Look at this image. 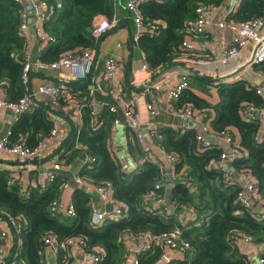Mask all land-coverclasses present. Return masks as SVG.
Instances as JSON below:
<instances>
[{
    "label": "trees",
    "instance_id": "obj_1",
    "mask_svg": "<svg viewBox=\"0 0 264 264\" xmlns=\"http://www.w3.org/2000/svg\"><path fill=\"white\" fill-rule=\"evenodd\" d=\"M52 5L44 30L51 37L45 46L42 59L53 61L71 50L95 49L99 40L93 34L94 20L98 15L109 18L117 16L119 0H49ZM225 0H154L140 4L145 22L157 23L158 30L144 31L134 41L146 54L150 69L157 70L184 53L182 41L186 36L187 21L197 17L201 4L222 5ZM125 4V0H123ZM25 7L15 0H0V84L9 86L10 97L18 99L26 91L23 68L26 39L19 34L22 12ZM235 20L264 18V0H241L236 11L229 15ZM253 70L264 75V61L254 64ZM189 86L176 100L175 105L192 107L205 115L216 133L228 131L240 134L239 148L242 155L232 161L237 172L250 170L257 181L258 190L264 198V141L255 139L262 127L260 118L249 120L242 116L245 104L264 109V96L258 86L248 79L233 82H217L209 75H188ZM219 87V101L212 102L198 94L197 90L209 94L210 86ZM80 92H79V91ZM78 92V94H75ZM72 97L80 100L81 119L71 118L74 132L57 158L62 164H71L84 153L96 157L92 167L82 165L79 175L94 184H106L113 197L127 210L124 218L109 217L95 227L91 224L93 192L85 186H75L72 204L75 215L54 212V200L61 203L64 184L68 179L59 173L51 185L42 190L38 186L21 193L15 176L9 170L0 171V211L10 214L18 222L27 224L20 232L21 242L17 249L16 264H48L45 260L44 236H53L57 243L58 264H70L71 237L82 236L86 249L98 251V264H130L126 239L144 233L160 235L173 228H184L183 238L190 243L184 255L169 264H252L249 256L242 252L236 236H246L261 247L258 259L264 263V208L239 203L238 193L242 186L226 178L225 168L217 167L224 151L217 144L204 146L197 137L198 126L190 130L163 127L159 130L160 143L167 152L177 154L173 174L170 200L178 211L166 214L165 170L150 160L139 163L133 170L125 172L121 161L113 155L110 146L115 114L105 108L95 116L90 109L91 95L87 89L72 90ZM62 106L69 100L59 99ZM61 112H63L61 110ZM96 119L99 125H96ZM54 120L46 106L36 105L35 111L24 114L12 128L13 140L27 133L26 142L35 145L54 127ZM128 150L132 156L143 157V149L130 139ZM159 185V186H157ZM159 204H156L157 201ZM189 208L193 218L184 224L180 214ZM163 244L153 246L139 255L136 264H158L165 253Z\"/></svg>",
    "mask_w": 264,
    "mask_h": 264
},
{
    "label": "built area",
    "instance_id": "obj_2",
    "mask_svg": "<svg viewBox=\"0 0 264 264\" xmlns=\"http://www.w3.org/2000/svg\"><path fill=\"white\" fill-rule=\"evenodd\" d=\"M18 4L25 7L22 12V22L19 28V34L26 39V52L23 68V80L26 91L23 96L18 99H12L10 97L9 86L6 84H0V108L10 110L13 115V121L18 122L21 117L26 113L35 111L37 103L33 99V95L36 93L45 94L49 96L52 102L58 103L62 97L71 98L70 90L58 83H42L36 89L30 87V74L31 70L38 68L41 70L51 69H66L69 70L76 80L88 79L90 81V95L93 96L97 89H102L99 77L94 73V64L96 61L97 48L95 49H76L63 53L58 59L53 61H45L42 59L43 52H40L36 57H33L30 53V32L31 26L29 21L30 12L26 8L27 4L31 5L35 17L34 28L36 35L40 39L42 46H46L51 37L44 30L43 26L46 22L50 12L52 11V5L49 0H15ZM145 1L154 0H125V5L130 13V16L135 23L137 30L134 34V39L137 41L144 31L154 32L158 30L157 23L145 22L144 14L140 8V4ZM241 0H225L222 5L209 3L201 4L197 7V17L187 21L186 36L182 41V48L184 53L177 59L178 62L192 66L202 73L214 74L215 76L227 74L239 66H241L246 59H244V52L250 47L255 48L258 46L255 53V63L264 61V18L248 19V20H235L229 18V15L237 10ZM224 9L225 18L214 22V15L221 9ZM119 19L116 15L113 18H109L105 15H98L94 20L93 34L97 40H100L101 36L117 26ZM213 26L220 28H230L233 31L231 40L221 51H215L211 44L205 39L207 33ZM142 58L144 61V68L150 73L153 71L150 69L147 61L146 54L142 50ZM122 67L121 58L113 54L105 60L104 63V76L107 80L113 82L116 80L118 72ZM263 75V74H262ZM236 79L243 78V72L235 76ZM189 86L188 72L182 75L177 81H172L168 77H164L159 81L153 83L150 88L158 90L159 94L157 98L148 103L147 107L153 114H158L162 110L173 111L177 116L187 120L183 130H190L196 126H199L201 131H198L197 137L204 146L212 145V138L222 137L229 144L230 148L227 151H223L221 159L217 161L216 166L225 168L227 161H233L240 157L242 152L239 148V143L234 140V135H231L228 131H222L216 133L209 120L205 119V115L194 109L192 105H184L177 107L175 105L176 100L180 97L183 91ZM165 90V93H161ZM257 91L264 96V91L261 87L257 88ZM107 99L102 101V106L109 109L116 114L114 119V126L121 124L124 119L127 126L128 137L136 141L142 147L146 143V135L141 127L140 113L136 110L134 105L129 102L124 95L122 85L117 81L105 89ZM163 99V103L161 100ZM71 104V102H70ZM69 104V115L76 120L81 119L80 106L77 104ZM91 112L97 116L96 109L90 103ZM264 113L263 110H259L250 104H245L241 109L243 117L249 120H256L260 118V115ZM99 121L96 119V125H99ZM59 127L55 125L51 132L42 137L35 145H29L24 140H13L12 129L9 130L0 138V152L9 156H13L18 160H30L36 158H42L50 146H58ZM255 139L258 142L264 141V124L260 130L256 133ZM58 144V145H57ZM144 161L150 160L160 166L162 170H166L167 166L171 167L173 173L174 163L177 160V154L174 152H167L162 149V155L160 157L156 155L145 154L143 156ZM96 161V157L90 153H84L81 158L82 164H86L89 167L93 166ZM25 171L19 169H8L15 176L18 184L19 191L21 193H27L29 190L35 187H39L42 190L47 189L51 183L56 179L60 170L63 169V165L60 162H53L45 169L39 170L36 176L31 174L33 167H27ZM6 170L3 165H0V171ZM174 175V174H173ZM238 175L245 183V188L238 193L239 203L244 206L256 207L264 202V198L261 196L258 190V184L254 174L248 169H242L238 172ZM231 183L229 177L226 178ZM75 182L81 185L86 180L77 175L72 180L67 179L65 186H69L71 182ZM159 186V185H157ZM95 190L99 195L104 207H94L91 210V224L95 227L101 226L104 221L109 217L124 218L128 215L127 210L123 207L120 201L113 197L112 189L106 184H95ZM160 200L156 204H159ZM111 204V209H106V205ZM51 210L54 212H64L70 216L75 215V209L73 204H61L58 200H54L51 205ZM172 213V210L167 209L166 214ZM189 220V216L184 217ZM23 222L18 221L15 223V229L17 232L22 231ZM184 228L177 226L168 232H164L160 235H152L144 233L139 236L127 237L128 251H133L132 245H138L136 250L139 254L149 250L153 244H163L165 247V253L161 260L163 264H169L170 261L176 258L173 255L182 257L186 249L190 247L189 241L183 238ZM46 244L56 243L53 236H44ZM236 242H249L252 241L246 236H236L234 238ZM70 247L79 246L85 261L83 264H98L101 260V255L98 251H90L86 249V241L82 236L71 237L67 242ZM12 245L10 240V233L7 229L0 230V263L1 264H16L17 250L12 252ZM14 253V257L11 261V255ZM167 253L171 254V257L167 256ZM139 256V255H138ZM134 258L133 263H138L139 257ZM261 264H264L260 260Z\"/></svg>",
    "mask_w": 264,
    "mask_h": 264
},
{
    "label": "crops",
    "instance_id": "obj_3",
    "mask_svg": "<svg viewBox=\"0 0 264 264\" xmlns=\"http://www.w3.org/2000/svg\"><path fill=\"white\" fill-rule=\"evenodd\" d=\"M118 4L119 5L117 8V17L119 19V23L117 26L121 25V28H119L116 32L113 33L111 32L107 34V32L111 31L113 28L117 26L113 27L112 29H109L108 31L105 32L106 35L103 34L101 36L102 40L101 38L99 40L98 46H100V51L97 60L95 61L94 64V73L99 77L102 89H97L93 94V96L91 95L92 97L91 103L92 106L96 109L97 114L98 115L101 114L105 109L102 106V101L108 98V96H106L105 94V89H108L109 87L114 85V83L119 81V83L122 85L125 98L129 102H131L136 108V110L140 113L141 127L146 135V143L144 144L143 147L140 145V147L143 149L144 152L142 156H144L145 154H150L160 157L162 155V149L164 148L160 143L161 135L159 133V130L163 127H169V126L174 127L177 130H183L184 129L183 127L186 125L187 120L177 116L173 111L170 110L164 109L158 114H153L148 109L147 107L148 103L154 101L157 98L156 96L158 95H161L163 97V94H159L158 93L159 91L156 90L155 88H150L149 90H146V88L143 90H138L137 88L152 80L160 71V69L157 70V73L154 72L150 73L148 70L144 68V61L141 52L142 50L135 43H133V38L137 30V27L133 22L126 5L123 3V0H119ZM27 7L28 4L26 8ZM224 18H225L224 9L221 8L214 15L213 21L218 22ZM30 20L31 17L29 16V21ZM29 32H30V45H31L30 53L32 54L33 57H36L40 52H43L45 50V46L41 45L40 39L36 35L33 24H31L29 28ZM232 36H233V31L230 28L228 27L220 28L218 26H213L211 30L207 33L205 39L211 44L212 48L215 51H221L226 46V44L230 42ZM253 51L254 48L250 47L248 50L244 52L245 53L244 59H246L245 62L251 58ZM113 54H116L121 58L122 67L118 72L116 80H113L112 82L105 78L103 68H104L105 60ZM130 71H132L133 79L130 78ZM187 72L188 71L186 69L180 66H174L170 68L164 75H162L157 81L163 79L164 77H168L172 81H177L182 77V75H184ZM204 74L212 77L215 76L214 74H208V73L207 74L204 73ZM188 75H191V73L188 72ZM259 75H261L262 78H264V75L253 70L252 67H249L243 71L242 79H248L253 83L255 80H258L257 77ZM30 76H31V85L33 89H36L42 83H56L54 80L58 79V80H63L65 82H69L72 85H74V86H67L65 84H61L66 86L70 90V92H72L73 88L76 87V89L88 88V91L90 93V88L88 87L89 80L88 79L76 80L74 75L69 70L66 69L41 70L38 68H34L33 70H31ZM220 83L222 84L223 82L220 81L217 82L216 84H220ZM218 90L219 87L218 85H216V86H210L209 94L201 91V89H198L197 92L198 94L206 97L210 101L216 102L219 101ZM161 93H165V90H162ZM75 94H78V92H76ZM33 96H35L38 99V101L34 100L37 103V106L40 103H42L44 106L47 105L51 106L60 113L67 115L69 118L71 117L68 112L70 102L71 104H77L78 106H80V110H81L80 100L76 97L75 98L72 97V93H71V98L67 97V99L69 100L68 104L67 105L65 104L64 106H62L60 102L54 104L51 98L45 94L36 93ZM161 102L163 103V99L161 100ZM61 110L63 112H61ZM48 111L50 113V117L54 120L55 123L54 126L57 125L59 127V133H60L58 138L59 145L57 144L58 145L57 147L50 146L47 149L46 153L42 156V158H36L37 160H40L37 162L34 161L36 159L18 160L13 156H9L0 152V165H3V167L6 170L13 169L15 172V170L21 169L25 171L26 169H28L27 167L31 166L33 167L31 170V174L33 176H36L39 170L45 169L48 165H50L53 162H60L57 160V158L59 157L60 153L64 150L65 147L60 151L58 155L54 156L51 160H44V159H46L48 156H51L55 152V150L58 149L61 146V144H63L72 126L71 123L67 121L65 118H62L54 114L49 109ZM260 119L264 124V113L260 115ZM78 121L80 124L82 123V119ZM15 123L16 122L13 121V115L11 111L0 108V138L4 134H6L9 130H11L15 125ZM195 127L197 126L195 125ZM197 129L198 131H201V129L199 128ZM233 137L237 143H240L239 132L235 131ZM21 139L24 140L25 142H28L31 139V133H27L26 135L22 136ZM129 140L130 138L128 137L127 134V126L124 119L122 120L121 124H118L116 126H114V121H113L110 146L112 148L113 155L116 156L121 161L123 170L125 172L133 170L139 163H142L144 161L143 157L141 158V156L139 155H137L136 157L130 154L128 150ZM211 141L212 144H217L224 151H227L230 148L226 140L220 136L212 138ZM123 147H124V152H123L124 154L122 153ZM126 156L127 157L129 156L133 164H130L129 166L126 164L127 163L126 162L127 160L125 158ZM62 165H63V169L60 170L59 173H65L68 176V179L72 180L73 177L79 175V172L81 171L83 164L81 162V158H77L71 164H62ZM224 166H225V170L229 174V177L234 179L235 182H238L242 186V189H244L245 183L238 175L237 169L233 167L232 161H227ZM84 179L86 180V182L81 185H78L73 181L71 182V184H69V186H65L64 184V191L62 192L61 195V204L62 205L63 204L68 205L70 203L72 204L73 191L75 186L77 185V186H85L93 192L94 195V198L92 200L93 208L94 207L103 208L104 204L95 190L94 187L95 184L87 178ZM259 205L262 206V208H259V210L264 208V202ZM176 208L172 203V205H168L167 209L177 212ZM0 212H4V211H0ZM6 214L11 218L12 223L7 219L0 218V230L2 229L9 230L11 245L13 246L12 247V252H13L18 249V246L21 242V238H20L21 230L19 232L16 231L15 229L16 221L13 219V217L10 214L8 213ZM180 216L183 219L184 224H186L187 221H189L194 217L192 211L189 208L183 209ZM187 216H189L190 218L189 220H186L184 218ZM22 222H23L22 228H24V226L27 224V221L22 220ZM127 242L128 241L126 239V248H127V253L129 254V263L134 264L133 263L134 258L140 255L136 251L138 249V245L136 244L132 245L133 251L129 252ZM239 245L242 252L249 256L252 264H256V262L258 264H261L260 260L258 259V253L261 249L259 245L245 241L239 242ZM57 250H58L57 243L46 244V250L44 256L48 264H58ZM71 255H72V259L70 264H83V262L86 259L85 256L83 255L82 249L79 246L71 247ZM177 255L178 254L176 255L174 254L173 256L179 258L180 256ZM158 264H163V260H160Z\"/></svg>",
    "mask_w": 264,
    "mask_h": 264
},
{
    "label": "water",
    "instance_id": "obj_4",
    "mask_svg": "<svg viewBox=\"0 0 264 264\" xmlns=\"http://www.w3.org/2000/svg\"><path fill=\"white\" fill-rule=\"evenodd\" d=\"M27 9H28L29 12H30V17H31L30 24H34V22H35V17H34V13H33V9H32V7H31V5H28ZM128 26H129V25H128ZM119 28H121V25H119V26L113 28L111 31L107 32V34H109V33H111V32H112V33H113V32H116ZM104 35H106V34L104 33ZM101 40H102V38H101ZM257 48H258V46H256V47L254 48V51H253V53H252L251 58H250L249 60H247L244 64H242L241 66H239L237 69H235V70H233V71H231V72H229V73H227V74H224V75L213 76L212 79H213L214 81H216V82H220V81H222V82H233V81L239 80V79H236V78H235L236 75L242 73L244 70H246V69L249 68V67H253V65L256 64V63H255V53H256ZM99 51H100V46L97 47L96 60H97V57H98V55H99ZM174 66H180V67L186 69V70H187L189 73H191V74H199V75L205 76L204 73L200 72L199 70H197L196 68H194V67H192V66H188V65L183 64V63L175 62V63L167 64L166 66L162 67V68L160 69V71L157 73V75H156L152 80H150L148 83H146V84H144V85H141V86L138 87L137 89H138V90H143V89H145V88H147V87H150V86H151L153 83H155V82H156V81H157L162 75H164V74H165L170 68H172V67H174ZM206 76H207V75H206ZM130 78L133 79V77H132V71H130ZM257 79H258V80H255L253 83L256 84L257 86L261 87L262 90L264 91V78H262V76L259 75V76L257 77ZM53 80H54V79H53ZM228 80H229V81H228ZM54 81H55L56 83L65 84V85H67V86H74V85H72L71 83H69V82H65V81H63V80L55 79ZM89 84H90V81H88V85H89ZM30 87H32V85H31V76H30ZM33 99H34L35 101H38V99H37L35 96H33ZM46 107H47L51 112H53L54 114H56V115H58V116H60V117H62V118H65L67 121H69V122L71 123V126H72L71 129H70V131H69V134H68V136L66 137L65 141L63 142V144H61V146H60L58 149H56L55 152H54L51 156H48L46 159H44V160H51L54 156L58 155V154L60 153V151H61L64 147H66V146L68 145V143H69V141H70V139H71V137H72V135H73L74 127H73V123L71 122L70 118H69L67 115L60 113L59 111L55 110V109H54L53 107H51V106H48V105H47ZM34 161L37 162V161H40V160H37V159H36V160H34ZM111 207H112L111 204H107V205H106V209H109V210H110ZM259 208H262V206H261V205H258V206L256 207L257 210H259ZM176 209H177V211H178L179 208H176ZM0 218L7 219V220L11 221V223H12L11 218H10L5 212H0ZM167 256H168V257H171V254L168 253ZM13 257H14V253L11 255V258H10L9 261H11Z\"/></svg>",
    "mask_w": 264,
    "mask_h": 264
},
{
    "label": "rangeland",
    "instance_id": "obj_5",
    "mask_svg": "<svg viewBox=\"0 0 264 264\" xmlns=\"http://www.w3.org/2000/svg\"><path fill=\"white\" fill-rule=\"evenodd\" d=\"M124 152V147H123V150H122V153ZM124 154V153H123ZM126 158V164L129 166L130 164H133L131 162V159L129 158V156L125 157ZM165 185H166V202L168 205H172V202L170 200V193H171V189H172V186L173 184L175 183V179L173 178V175L171 173V167L167 166L166 170H165ZM256 264H258L256 262Z\"/></svg>",
    "mask_w": 264,
    "mask_h": 264
}]
</instances>
